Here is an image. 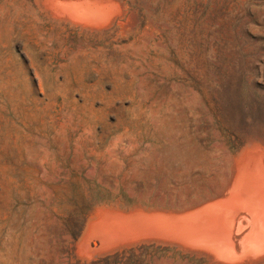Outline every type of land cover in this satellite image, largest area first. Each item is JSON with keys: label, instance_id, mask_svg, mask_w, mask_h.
Segmentation results:
<instances>
[{"label": "rangeland", "instance_id": "obj_1", "mask_svg": "<svg viewBox=\"0 0 264 264\" xmlns=\"http://www.w3.org/2000/svg\"><path fill=\"white\" fill-rule=\"evenodd\" d=\"M119 2L97 32L50 15L45 0H0V264H79L78 204L175 209L202 198L206 97L254 111L251 134L264 138V0ZM154 127L177 142L160 163Z\"/></svg>", "mask_w": 264, "mask_h": 264}, {"label": "bare ground", "instance_id": "obj_2", "mask_svg": "<svg viewBox=\"0 0 264 264\" xmlns=\"http://www.w3.org/2000/svg\"><path fill=\"white\" fill-rule=\"evenodd\" d=\"M119 1L45 0V5L50 10V15L65 20V23L68 21L82 30L100 32L121 15L124 8L122 9ZM130 17L127 21L134 27L137 25V18ZM146 29L151 33L153 31L149 26ZM143 34L147 35L146 31ZM147 42L149 41L146 40L145 45ZM43 60L42 64H47ZM221 80L223 84L225 79ZM226 83L229 84L227 81ZM172 84L174 88L177 85ZM211 97L205 98V106H208L211 114L207 127L208 138L200 154L202 158H199L211 160L208 162L209 167L206 166L199 172L200 185L204 187L205 195L202 198L195 197L196 200L175 209H147L134 205V208L121 210L117 205L118 208H115L112 205L109 207V204L108 207L88 206L90 208L87 211L78 204L72 220L75 228L72 230L70 244L74 259L71 261L79 264H264V138L251 134L261 122L251 117L254 111H242V108L240 110L231 103L219 108ZM153 131L161 151L158 161H167L171 153L170 147L176 148L177 142L174 143L173 139L160 141L165 136L163 132L155 127ZM90 174L93 172L90 171ZM60 175H56L58 180ZM121 205L123 206L122 203Z\"/></svg>", "mask_w": 264, "mask_h": 264}]
</instances>
